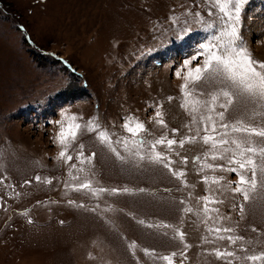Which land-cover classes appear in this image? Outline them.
<instances>
[{
  "label": "rangeland",
  "instance_id": "1",
  "mask_svg": "<svg viewBox=\"0 0 264 264\" xmlns=\"http://www.w3.org/2000/svg\"><path fill=\"white\" fill-rule=\"evenodd\" d=\"M240 45L264 61V0H246L238 20L213 0H0V264H264L246 259L264 253V174L245 200L221 156L234 145L202 141L201 117L216 139L226 131L225 100L211 97L227 82L185 80L208 46ZM183 84L196 112L181 106ZM66 117L81 128L61 145ZM237 119L264 126V108L233 95L223 123ZM136 122L133 136L124 125Z\"/></svg>",
  "mask_w": 264,
  "mask_h": 264
},
{
  "label": "snow or ice",
  "instance_id": "2",
  "mask_svg": "<svg viewBox=\"0 0 264 264\" xmlns=\"http://www.w3.org/2000/svg\"><path fill=\"white\" fill-rule=\"evenodd\" d=\"M213 2L224 17H230L233 20H238L241 9L246 3V0H213ZM233 9L235 12L234 16L232 14ZM231 34L236 40L240 39L235 27L232 28ZM200 48L205 49L206 46L201 44ZM206 51L207 56L204 59L203 67H196L194 70H189L185 76V80L191 81L193 84H195L201 81L205 74H212L214 77H220L222 80L227 82L224 88H222L218 93L213 94L211 97L213 105L220 96H222L225 100V103L220 105L224 111L217 113L216 116L218 120L221 121L219 125L220 128H223L226 131L223 133H217L220 138L216 139V136L211 134L216 133L215 121L213 120L212 116L209 115L206 118L201 117V120L206 119L208 121L211 128V132H209L208 129H205L207 134L202 137V141L205 145H210L211 149L214 151L221 149L223 145H227L229 143L234 145V149L223 148L221 156H224L225 153L231 154L224 158H226L229 163L236 165L235 167L227 169L228 171L237 174L238 183L234 191L241 193L244 196V199L248 200V193L254 191L257 187V170H259L261 174H264V126H252L251 124L245 123L240 119H237L231 124L223 123V121L225 120V112H227L228 107L233 104V95L236 94L242 95L252 102L258 103L261 108H264V61L255 60L248 49L243 45L226 49L219 54L216 51H213L211 46H208ZM196 59V56L192 57V60ZM190 63L191 61H186L185 67H187ZM177 75H179V73H177ZM181 92L185 96V104L181 106L187 107L189 103H192V111L196 112V105H199L200 101L189 100L191 94L187 91V84L181 85ZM208 111L213 112L214 107H209ZM256 114L261 115V113ZM156 115L157 117H160L161 113L157 112ZM66 119L69 120L70 123H68L67 128L63 126L61 127V130L57 133L56 138L57 142L61 145H67L69 139L75 140L77 133L81 128L80 124L75 123L76 117H66ZM157 123L163 125L162 120L158 119ZM124 128L126 131L135 136L144 130V125L139 122H136L134 125L131 123H125ZM228 129H231L232 133H239L242 135L231 140L224 139L225 136L229 135V132L227 131ZM172 131L175 133L177 130L173 129ZM252 137L261 138V142L254 143ZM101 138H105L104 133H101ZM195 139V137H191L188 140L181 139L179 144L181 147H183L185 143L195 142ZM165 140L166 138L162 137L161 139H157L155 144H164ZM166 143L167 146L171 148V146L177 142L172 139H167ZM59 155L61 158H63L65 156V152L61 151ZM257 157L260 159L259 164L255 159ZM153 158L157 162L161 160V156L159 154H154ZM211 158L215 160L219 157L213 155ZM68 159L70 160L71 157L69 156ZM164 166L168 167L169 165L165 163ZM247 173H251L250 178L246 175ZM176 174L178 176L183 175V173ZM39 179L40 178L37 177V180ZM81 187L88 188L89 185L83 184ZM203 199H205L206 202H214L207 197H204ZM216 231L218 232L220 229H217ZM223 231L229 232L231 229H223ZM180 235L181 239H183V234ZM218 238L225 239V237ZM227 239L234 243L235 239L239 238L228 237ZM145 251L147 254V250ZM215 255L219 259L224 256H231L233 254L231 252L223 253L217 250ZM162 259L167 261L168 264H172L170 257L164 256ZM246 259L252 262L264 261V253H261L260 255H250L247 256Z\"/></svg>",
  "mask_w": 264,
  "mask_h": 264
}]
</instances>
